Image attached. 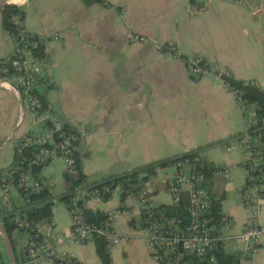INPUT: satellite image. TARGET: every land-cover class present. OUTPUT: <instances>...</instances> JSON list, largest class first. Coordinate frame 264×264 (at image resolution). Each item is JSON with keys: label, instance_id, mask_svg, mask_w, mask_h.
Masks as SVG:
<instances>
[{"label": "crops", "instance_id": "crops-1", "mask_svg": "<svg viewBox=\"0 0 264 264\" xmlns=\"http://www.w3.org/2000/svg\"><path fill=\"white\" fill-rule=\"evenodd\" d=\"M17 1L6 3L22 10L30 33L43 38L60 35L47 42L49 79L42 80L38 92L54 114L81 134L79 171L87 181L99 182L195 149L204 152L210 166L231 171L239 165L244 151L226 150L246 128L235 94L214 77L190 73L181 58L159 45L173 43L182 57L200 55L209 65L228 68L233 79L264 89V0H101L89 5L82 0ZM191 4L204 10L193 14ZM1 8L0 60L14 50L13 36L2 25ZM37 125L18 92L0 79V176L13 163L16 141ZM213 152L222 157L215 158ZM172 171V165L158 168L147 181L156 207L172 205L157 182ZM65 174L63 160L56 157L41 167L38 177L60 196L66 192ZM234 174L227 179L216 176L210 185L213 197L221 200V211L230 218L219 228L225 236L241 232L249 223L264 225V207L252 215L242 204L225 203V191L232 189L230 184L221 187L222 180L234 183L237 190L241 186ZM154 180L156 185H150ZM58 185L63 189L54 194ZM16 198L21 199L18 192ZM22 204H14L11 194L0 188V227L5 229L2 215ZM84 206L105 214L119 210L112 228L120 240L109 243L111 264H159L138 225L140 208L134 196L86 197ZM51 212L54 244L73 254L78 264H103L94 240H64L70 229L65 204L55 200ZM8 237L9 246L0 231L3 264H56L27 260V236L18 229ZM241 249L228 239L226 253L239 264H264V243L242 257Z\"/></svg>", "mask_w": 264, "mask_h": 264}, {"label": "built area", "instance_id": "built-area-1", "mask_svg": "<svg viewBox=\"0 0 264 264\" xmlns=\"http://www.w3.org/2000/svg\"><path fill=\"white\" fill-rule=\"evenodd\" d=\"M247 1V0H241ZM204 6L191 4L190 11L198 14ZM10 20L15 28L12 35L14 41L13 54L0 60V79L8 82L18 92L22 104L35 118L38 129L29 130L16 141L15 149L22 156L23 150H31L30 156H23L19 165L11 166L5 175L0 176V188L5 195L11 189L28 193L38 192L46 185L35 176V168L44 166L50 160L60 157L65 166L66 174L75 176L79 172L77 157L79 154L81 134L70 124L63 121L44 104L38 92L42 80H48L47 59L37 56L34 50L42 48L45 53L50 39H59V34L43 38L30 33L24 25L21 14H12ZM142 40V37L134 36ZM160 50L179 57L186 69L197 76L214 77L226 89L235 94L244 112L246 128L234 137L226 147L227 151L240 148L244 154L239 162L243 169L245 181L240 191L243 204L256 215L264 207V114L258 115V106L251 104L246 107L237 90L231 85V71L223 66L207 64L198 55L182 57L173 43L159 45ZM247 82V81H244ZM37 125V126H38ZM191 158H185L174 164L173 171L163 174L157 182L168 193L172 205H183L186 214L167 216L165 213H155L156 207L150 201V188L147 182L133 184L127 196H134L139 204V215L144 216L141 230L144 232L152 256L159 264H218L217 252L227 249L228 239L242 245L241 257L249 251H254L264 243V225L249 223L241 232L225 236L219 232L220 226L228 225L230 218L221 210L218 219L210 215L213 195L211 181L214 177L229 178V168L215 166L211 173L197 169L196 162L204 161L205 154L200 149L190 151ZM24 164V165H22ZM21 166V167H20ZM156 180L151 181L152 186ZM149 185V186H150ZM125 189L122 182L103 185L94 189L90 197L104 200L112 196H122ZM85 192L76 188L69 203H65L70 213V229L64 237L68 242L85 243L97 236L106 238L109 243H117L120 236L112 228L119 210L107 213L104 225H97L86 220L78 200ZM186 195V199L183 196ZM217 200V198H215ZM221 202V200H220ZM85 204V200H84ZM16 229L27 236L25 254L29 261L48 259L56 264H78L73 254L60 250L54 244V227L52 222H33L23 215L14 218ZM1 264V263H0ZM239 264V263H238Z\"/></svg>", "mask_w": 264, "mask_h": 264}, {"label": "trees", "instance_id": "trees-1", "mask_svg": "<svg viewBox=\"0 0 264 264\" xmlns=\"http://www.w3.org/2000/svg\"><path fill=\"white\" fill-rule=\"evenodd\" d=\"M101 0H82L85 5H89L94 2H99ZM19 13L22 15V10L16 6L15 4H4L1 8V15H2V25L3 27L8 30L12 35L15 32V28L10 20L12 14ZM34 54L37 56H46L44 52H42V48H37L34 50ZM231 85L234 89L237 90V94L241 96L243 99V103L246 107H249L251 104H255L258 106V110L256 113L258 115L264 114V89L259 88L254 82L247 81L244 82L242 80H235L233 78L230 79ZM44 104L46 101L43 96H41ZM200 149L192 150L196 152ZM31 150L26 149L23 150L22 156L18 151L15 149V156L13 159V163L11 166L19 165V160L23 158V156H30ZM192 154L187 152L182 156L174 157L167 160L157 161L139 168H135L129 172L123 173L121 175H117L114 177H110L108 179L99 181V182H91L85 179V176L79 171L75 176H69L65 174V185H66V192L60 196L53 195L47 186H45L42 190L38 192H32L26 194L23 190H20L21 196L20 198L23 200V204L20 207H16L14 210L4 213L2 215V221L4 227L8 234L11 233L13 229H15L14 218L16 215H23L26 216L28 219L32 220L33 222H40V221H48L51 222L52 219V212L51 206L55 200L61 201L64 204L69 203L72 200V197L75 194V190L78 187L85 192L83 198L78 200V204L82 207V213L85 216L86 220L97 225H104L107 214L102 213L100 211L92 212L85 208L84 200L86 201V197H90L91 192L94 189L101 188L103 185H111L117 182H122L124 185L125 192L121 196V200L125 198V194L129 193L133 184L136 183H144L149 180V178L155 173L158 168L165 167L167 165L174 164L180 160L185 158H191ZM77 164L79 166L78 157H77ZM24 165V164H22ZM21 167V166H20ZM42 166L35 168V176L37 178L38 174L40 173V169ZM197 169H201L206 171V173L210 174L212 170V166L208 165L204 161H198L195 164ZM186 199V195L183 196ZM106 200V196L104 197ZM183 205H160L153 209L155 213H165L167 216H180L183 217L186 212L183 208ZM221 210V203L220 199L212 198V204L210 207V215L214 218L218 219L219 211ZM138 225L140 227L143 226L144 216L141 215L138 221ZM95 243V251L97 256L100 258L103 264H111L110 254H109V241L102 237L97 236L94 239ZM217 261L218 264H238V258L234 257L233 255H229L224 251L217 252ZM0 263L3 264L1 255H0Z\"/></svg>", "mask_w": 264, "mask_h": 264}, {"label": "rangeland", "instance_id": "rangeland-1", "mask_svg": "<svg viewBox=\"0 0 264 264\" xmlns=\"http://www.w3.org/2000/svg\"><path fill=\"white\" fill-rule=\"evenodd\" d=\"M232 150H238V151H241V152H243V150L242 149H240V148H233ZM238 152L237 151H235L234 152V155H236ZM213 155L214 156H216L215 158H219V157H222V156H220L218 153H216V152H213ZM236 171V172H235ZM234 172H235V174H234ZM234 174V177H235V175L237 174L238 175V180H240L241 179V186H240V188H238V190H237V188H235V184L234 183H230V182H226V181H224V180H222L223 182H224V184L222 183L220 186L221 187H224V188H226V186H228L229 187V184L231 185V188L230 189H232V190H229V189H226V191H225V198H224V200H225V203L226 202H230L232 205H234V206H237L238 204H242L243 206H244V204H243V200H242V196H241V193H240V191H241V189H242V185H244V178H245V176H244V172H243V169L241 168V167H239V165L238 164H234V166H233V168H231V176ZM220 180L221 179H217V182L218 183H220ZM61 186V185H60ZM60 186L58 185L56 188H54V189H52L53 191V193L54 194H57L58 192H59V190L60 189H63L62 187L60 188ZM9 194H11V197H12V199H13V203L14 204H22L23 203V200L22 199H17L16 198V196H17V192H16V189H11L10 190V193ZM58 203V202H57ZM60 204V203H59Z\"/></svg>", "mask_w": 264, "mask_h": 264}, {"label": "water", "instance_id": "water-1", "mask_svg": "<svg viewBox=\"0 0 264 264\" xmlns=\"http://www.w3.org/2000/svg\"><path fill=\"white\" fill-rule=\"evenodd\" d=\"M7 1H8V0H0V7H2L4 4H7V3H6ZM0 231H1L2 235H3L4 238H5V240H6V242H7V245L9 246L10 241H9V237H8V234H7L6 230H5L4 228L0 227ZM13 264H14V263H13Z\"/></svg>", "mask_w": 264, "mask_h": 264}, {"label": "bare ground", "instance_id": "bare-ground-1", "mask_svg": "<svg viewBox=\"0 0 264 264\" xmlns=\"http://www.w3.org/2000/svg\"><path fill=\"white\" fill-rule=\"evenodd\" d=\"M12 2H15V1H17V0H11ZM18 2V1H17Z\"/></svg>", "mask_w": 264, "mask_h": 264}]
</instances>
